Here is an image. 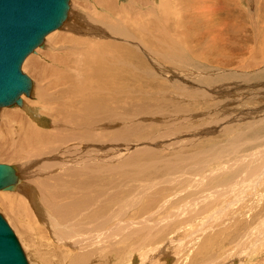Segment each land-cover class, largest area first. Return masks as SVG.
I'll use <instances>...</instances> for the list:
<instances>
[{
    "label": "bare ground",
    "instance_id": "1",
    "mask_svg": "<svg viewBox=\"0 0 264 264\" xmlns=\"http://www.w3.org/2000/svg\"><path fill=\"white\" fill-rule=\"evenodd\" d=\"M96 2H106L109 6H113L111 0H96ZM191 3L188 0H161L157 4L156 14H164L172 19H175L181 11L187 15L184 21H180L177 33L179 39H168V28L162 25L160 16L154 17L151 23L152 28L157 30L159 37L165 41L166 45L170 46V51L166 54L165 49V53L163 52L164 55L161 57L154 55L155 52L140 35L142 34L144 37L143 33H138L133 29L126 32L122 24L102 23L103 26H99V20L91 18L87 19L86 23L92 31L96 29L93 38L94 55L90 45L79 44V46L68 48L70 43L65 44L66 41L68 39L73 40L76 33L87 34L86 29L78 24L77 16L74 18L72 7L75 4H72L69 17L64 26L49 33L46 36L44 46L38 47L26 58L23 68L34 81L31 95L37 96L35 103L38 104H34L30 96L23 95V105L12 106L13 108L4 107L0 110L1 115L10 116L9 119L11 117L15 118L17 127H21L23 119L19 110L24 111L31 118H35L39 113L45 114L47 112V106L53 99V95L49 93V82L50 86L58 89L59 95H63L65 89L70 88L74 94L81 95L85 101L82 112H78L72 104L66 107V110L72 116L73 122L66 132H62L61 126L58 125L54 132L51 129L52 133L49 135L38 132L39 135L35 136L29 129L25 130L22 127L20 128L19 141L14 139L13 142L18 145V150L14 149L13 146V148L6 146V149H4L5 144L0 142V161L2 163L8 161V164L16 165L24 179V184L19 189L0 190V209L7 216L19 236L30 264H106L111 254L116 252L120 246L128 244H131L132 251L136 250L141 254L158 256L166 262L168 246L162 240V237L166 227L177 220L178 217L176 213H173L172 217L165 213L164 210L168 209V206L163 207L162 204L155 206L154 203L147 202V199L150 195H156L159 188L162 189V186H166L168 183H182L186 180H188V183L185 185V196L184 199L182 198L183 201L180 207L183 231V237L181 238L182 253L179 260L174 261V264H180L184 261L189 264H220L221 258L216 255V249L211 251V259L207 261H194L190 256L202 252L206 243L221 237L222 234L220 233L223 231L229 230V233H225L231 237L230 234L234 225H238L240 221V218L238 219L239 212L234 207L235 201L241 193L238 191L244 190V183L248 181H253L258 185L264 184V167L257 166L260 164L259 162H256L257 165H245L241 131L236 134L235 138H229L225 143L213 144L214 146L207 148L208 150L190 152H185L183 148L189 144L193 145L200 138L215 136L227 127H222L223 124L219 127L216 121L213 123L211 121L214 125L211 124L209 127L198 129L197 134L195 131L176 132L180 137L177 135L171 137L168 134L159 133L154 137L134 140L137 131L133 124L136 114L134 110L146 104L140 102L142 98L150 100L152 95V88L147 89L146 87L156 84L153 87L159 88L160 90L157 93L161 95L164 93L162 89L167 85L166 80L170 81L172 86H176L178 77L181 74H186L185 78L183 77L184 89L186 91L190 89L189 91L193 92L191 89V87L193 88L192 84L188 87L189 83L185 80H195L197 76H199L198 80L201 78L194 68H191L190 71L189 69L184 71L183 69L188 66V63H185L187 59L178 57L179 46H182L179 40L183 41L188 36L190 47L194 46L191 42V27H202V29L209 32V34L201 35L202 39L211 36L212 43L209 45V51H211L210 47H213L216 43L217 45H224L220 42L222 29L214 28L213 31L211 30L216 26L214 25L215 21L218 24L221 20L217 12L226 9L225 5L229 8V11L226 9L229 18L233 16L234 10L230 8V1L209 0L205 4ZM107 19L109 20L111 17ZM196 41L202 44L198 38H196ZM45 49L51 55L52 60L57 63L66 62L77 68L79 73L71 74L57 67H44L40 55L44 53ZM123 50H128V54H135L136 56L132 58V73L128 79L131 81L132 86L130 94L132 105L129 107H123L118 101L116 95L121 93V88H116L115 82L107 73L108 70L120 72V78L123 81L127 80L124 69L117 63L109 64L107 61L108 56H115ZM256 50L253 49L254 52ZM183 53L184 51L181 55ZM252 57L253 59L256 58ZM129 59L130 57L121 58V63H127ZM101 62L108 68L107 71L101 68ZM249 65L252 66V63H249ZM204 71L202 74L207 72ZM254 71L261 73L262 68ZM204 77H206V74H204ZM211 77L208 74L206 78L208 80ZM91 79L98 85L92 86ZM194 80H192V83ZM200 81L196 80L197 85L194 83L195 90H193L195 92L192 93L193 97L190 96V100L195 101L194 96L198 92L202 94L204 88H206L205 92L208 88H213V86H207V84H210L205 79L206 85H202L205 83L201 85L208 88L202 87L203 92L200 93L201 90L197 92L196 88L199 89V87L195 88V86L201 87V85H198ZM212 82L214 83L213 80ZM225 85L227 86V84ZM226 89L219 88L215 91L213 88L211 90H214L213 93L225 94ZM208 93L206 92L203 96ZM208 95L210 96V94ZM121 109L127 110L126 114H123L124 112L120 113L119 110ZM250 111L253 113L255 110ZM145 114L146 112L141 114L140 119L147 124L149 119ZM237 117L239 118V116ZM0 123L2 124L0 134H2L6 132L9 125L3 122ZM219 123L221 124V122ZM121 124L123 125L120 127ZM251 124L246 128L251 127L254 130L259 126L263 127L264 115ZM9 129L11 130V132L9 131L10 134L13 133L17 138V131L10 127ZM99 130L110 135L107 142L98 137L97 132ZM246 131L248 132V129ZM65 136H70L67 140H71L73 137L79 138L82 148L77 152L68 151L53 157L44 156L42 162L33 164H27L23 161L32 153L30 146L34 144L35 140L50 146L58 152V145ZM4 137L6 136L4 135ZM7 144L10 145L9 142ZM164 148L176 152V155L162 157H177L174 163H164L159 157L153 156L157 151L164 150ZM136 154H150L154 158L153 163L136 164L137 160H133ZM254 155L258 156V161L264 160V152L261 155L259 153ZM112 162L118 163L120 172L126 175L132 184L136 182V179H140L138 181L141 183L142 191H138L137 195H125V189L118 186L117 182H113V180H116L115 175L109 171V164ZM215 163H219V167L210 170L209 167L211 168V166L209 165ZM46 164L57 165L64 169L62 173L55 172L49 176V180L53 183L59 178H63L56 190L46 179H43V167ZM162 164L169 166L171 169V175L167 181L152 180L145 177V175L151 173L157 174L165 171L166 169ZM215 166L217 165L215 164ZM252 168L257 169L256 178L250 172ZM93 175H103L104 179L99 183ZM223 175L227 176V180L222 178ZM72 184L75 186L73 195L78 197V200L83 201L84 207L81 213L69 210L59 202V198L70 190L69 186ZM128 188L131 191L133 189ZM219 188L223 190L218 191ZM55 192L57 199L52 201ZM174 195L178 199L181 198L177 192H174ZM63 198L65 199L66 196L63 195ZM172 199H174L173 195L159 196L162 203ZM229 199H232L231 206L230 204L225 206V204L230 203L227 202ZM108 202L114 203L117 207L114 210H105L104 219L93 215L99 209L88 214L89 210H94L95 205ZM136 206L139 211L135 209ZM157 209L160 210V216L162 217L161 221L158 222L156 220L159 217L155 216ZM168 211L172 213L169 209ZM250 212H253V208L250 209ZM53 219H61L62 223L59 220L55 222ZM25 223L27 226L24 225ZM133 231H142L146 234L141 240H138ZM60 239H64L60 243L61 246L58 244ZM217 239L215 242L218 245L221 244ZM236 241L237 239H233L231 243L229 241V244H234ZM158 243L162 244L159 245ZM67 244L68 246H66ZM149 245H151L150 248ZM69 249L74 251L76 256L73 253L70 254ZM183 256H185L184 259ZM141 260L143 261L140 264H150V261L146 258H141ZM123 261L125 260L123 259ZM126 264L128 263L126 262Z\"/></svg>",
    "mask_w": 264,
    "mask_h": 264
},
{
    "label": "rangeland",
    "instance_id": "2",
    "mask_svg": "<svg viewBox=\"0 0 264 264\" xmlns=\"http://www.w3.org/2000/svg\"><path fill=\"white\" fill-rule=\"evenodd\" d=\"M111 1L113 3V6H109L106 2L97 3L96 0L71 1V5L75 4V6L72 7V10L74 11V18H76L77 16L78 24L82 25L86 29L87 34L76 33L73 40L68 39L66 41L65 44L70 43L68 45V48L79 46V44L90 45L92 47V53L94 55L95 46L93 44V38L95 37L96 29L92 31L86 23L87 19L91 18L94 20H99V26H103L102 23L113 25L122 24L125 27L126 32L133 29L138 33H143L144 37L142 34L140 35L155 52L154 55H156L157 57H161L162 55H164L163 52L165 53L166 51L167 54L170 51V46L166 45L165 41L159 37L158 31L152 28L151 23L154 17H161L160 21L162 25L167 27L169 31L168 39H177L180 21H184L185 17L187 16L183 11H181V13L175 19H172L170 16L164 14H156L157 4L160 3L161 0ZM188 1L195 4H205L206 1L209 2V0ZM229 1L231 6L229 7L231 9L233 8L234 10L233 16L229 18V14L227 13V10L229 11V8L225 5L227 10L221 9L217 12L221 20H219L218 24H216L217 21H215L214 25L216 26H214L211 30L213 31L214 28L222 29L220 42H222L224 45H217V43L215 42L216 44H214L213 47H210L211 51H209V45L212 43L211 36H208V38H201L202 34H209V32L206 29H202V27L192 26L195 27H191L190 30L191 42L194 46L190 47V39L188 36H186L185 40H179V43L182 44L183 47L181 45L179 46L178 53V57L185 60L187 59L185 63H188V66L183 70L187 71L189 69L190 71L191 68H194L195 71L200 74L201 81L203 80L202 82L200 81V79L198 80L197 78H199V76H197L195 80H185V82L189 83V85H187L188 87L192 84L193 88L191 87V89L193 92H195L194 83L196 84V80L198 82L200 81V84L198 83V85H201L202 83H205L202 85H206V82L211 78V82H207L210 85L207 84V86H213L215 91L219 88H227V92L225 94H219L216 92V94L213 93L214 90H211L213 89L212 87L210 89L207 86H195V88L199 87V89L196 88V90L197 92L201 90L200 93L203 92L201 89L202 87H207L208 90L206 92H209L208 94H210V96L208 94L203 96V94L206 93V88H204V92L202 94H199L198 92L197 95L194 96L196 98L195 101L190 100V96L193 97V92L189 91L190 89L186 91L183 84V77L186 74H181L178 77V84L176 83V86H172L170 84V81L166 80L167 85L162 89L164 93L161 95L157 93L160 89L153 87L156 84L146 87L147 89L152 88V95L150 97V100L146 98H142L140 100L141 103H146L145 105L147 107L144 105L134 110V113L137 114H135V121H133V124L137 128L135 136L136 138L134 140L138 141L146 139L147 137H154L159 133L165 135L168 134L171 137H175L176 135L178 136V132L195 131L197 134L198 129H203L206 126L209 127L214 121H216L219 124V127H221L220 125L223 124L222 127L225 126L227 128H222L223 130L219 131L215 136L203 137V139L200 138L201 140L199 139L198 141H196L197 143L194 142L193 145L189 144L188 146L183 148L185 152L194 150L200 151L205 149L208 150L207 148L214 146L213 144L225 143L229 140V138H235L236 134H239V132L241 131L243 138L245 165H257L256 162H259L261 165L259 164L257 166L264 167V160L258 161V156L254 155L255 153H259V155H261L264 152V125L263 127L259 126L254 130H252L251 127L246 128V126L252 125V122L258 121L259 118L264 115V0ZM109 17H111V19L108 20L107 18ZM68 33L70 34V32ZM196 38H198L202 42V44L197 43ZM253 49L257 50L254 52ZM193 50L195 51V53ZM183 51L184 53L181 55ZM43 52L44 53L40 55V59L44 63V67H57L71 74L79 73L77 68L70 66L66 62L57 63L52 60L51 55L47 53L46 49ZM252 56L256 58L253 59ZM128 57H130V59L127 63H121V58ZM133 57H136L135 54H128V50H123L121 53H118L115 56H108L107 58L109 64L117 63L122 69H124L125 74L127 75V80L125 81L120 78V72H111L104 66L103 62L100 63V66L102 69H104V71L108 70L107 73L115 82L116 88H121V93L119 95H116V97L123 107H129L132 105L130 99L132 86L131 81L128 79L130 78L132 73L131 65ZM249 63H252V66L249 65ZM258 68H262L261 73L254 71ZM204 70L208 73L206 72L202 74ZM25 72L27 73V71ZM204 74H206V77H208V74H210V77H212L208 78L207 80V78L204 77ZM205 79L206 82L204 81ZM192 80H194L195 82L193 81L192 83ZM212 80L214 81V83L212 82ZM90 83L92 86L98 85L92 79L90 80ZM48 84L49 93L53 95V99L47 106V112L45 114L39 113L35 118H31L24 111L19 110L23 116L21 127L16 126L15 118L11 117L9 119L10 116L6 117L0 114V122H3L4 124L7 123V125H9L6 128V132L0 134V142L2 144H5L4 149H6V146H13L14 149H19L18 145H15L13 142L14 139H16V141H19L21 135L20 128L22 127L25 130L29 129V131L33 132L35 136L39 135L38 132L46 133L47 135H49L52 133L51 129L54 132L56 130V126L58 125L61 126L62 132H66L68 127L73 124L72 116L68 113L66 107L72 104L77 108L78 112L83 111L85 101L81 95L74 94L70 90V88H66L65 93L63 95H59L58 89L50 86V82ZM225 84H227V86ZM30 98L32 99V101H34V104H38L35 103L37 101L36 95H31ZM250 110L255 111L252 113ZM119 111L120 113L124 112L123 114H126L125 112H127V110L123 109ZM145 112V116H147V118L149 119V122L147 124H145L140 119L141 114H144ZM237 116H239V118ZM216 122L215 124H217ZM219 122H221V124ZM1 125L2 124L0 123V128L2 127ZM122 125L123 124H121L120 127ZM9 127L17 131V138H15L13 133L10 134L11 130L9 129ZM247 129L248 132L246 131ZM1 135H3V137H1ZM4 135L6 137H4ZM97 135L99 138L103 139L104 142H107L110 138V135L102 130H99L97 132ZM69 137L70 136H65L60 142V144L58 145V152L54 151L50 146L41 143L38 140H35L34 144L30 146L32 153L28 155L27 158L23 159V161L27 164H33L35 162H42V158L44 156L53 157L58 154H64L68 151L77 152L78 150H80L82 148L81 140L77 137H73V139L67 140L69 139ZM8 142L10 143V145L7 144ZM250 145L252 146V148L250 147ZM168 155H176V152L164 148V150L162 149L161 151H157L153 156L159 157V159L164 163H174L177 160V157L162 158ZM134 156L135 157L133 158V160H137L136 164L153 163L154 158L150 154H136ZM4 162L9 163L8 161ZM0 163L2 162L0 161ZM131 163L133 164L132 161ZM215 164L217 166H215ZM215 164H210L209 166H211L212 169L208 166L209 169L213 170L214 167H219V163ZM162 166L166 169L165 171H161L157 174L151 173L145 175V177L152 180L157 179L159 181H167L171 175V169L169 166L163 164ZM109 169V171H111L115 175V178L117 180H113V182H117L118 186L125 189V195H137L138 191H142L141 183L138 181L140 179H136V182L132 184L128 180L127 176L120 172L118 163H110ZM256 170L257 169L255 168H252L250 170V172H252V175H254V178H256L257 176ZM43 171V179H46L56 190L57 187L61 184L63 178H59L55 183H53L49 180V176L55 172L62 173L64 169L57 165L46 164L43 167ZM93 176L99 183H101L104 179L103 175ZM222 178L227 180L226 175H223ZM187 183L188 180L182 183H168L166 186H162V189L159 188V191L156 195H150V197L147 199V202H152L155 206H159L161 204L163 205V207L168 206L167 208L172 213H170L168 209L164 210L165 213L169 214L171 217L173 216V213H176L178 217L177 220L173 221L169 226L166 227L162 237V240L168 246L167 261L164 262V260L158 256L141 254L136 250L132 251L131 244H128L126 246H120L116 252L111 254L106 264H126V262L128 264H140L143 261L141 260V258H146L150 261V264H174L175 260L178 261L179 256L182 253L181 238L183 237L180 207L185 196V185ZM69 187L70 190L63 194L66 196V198L64 199L62 195L59 198V202H61L65 208L81 213L83 211L82 208L84 207L83 201L78 200V197H75V195H73V190H75L74 184L70 185ZM128 187L133 188L132 191ZM221 190L223 189H218V191ZM174 192L180 194L181 198H176ZM238 192L241 193L239 194V198L237 199V201H235L234 207L239 212L240 216H238V219L240 218V221L238 222V225H234L233 230L230 234L231 237H229V235L227 234L229 233V230L223 231L224 233H220L222 234V236L217 237L219 239L216 238L221 242V244L218 245V243L215 242L216 239L208 243L205 242L206 246L204 247L203 251L194 256H190L191 259H194V261H207L211 259V251L213 249H216V255L221 258L220 264H264V184L258 185L253 181H248L247 183H244V190L241 189ZM160 195H173L174 199L167 200L162 203L159 200ZM56 199L57 197L55 192L52 201H55ZM121 199L123 200L122 197ZM227 202L230 203L225 204V206L229 204L231 206L232 199L227 200ZM116 207L117 206L111 202L99 203L94 206V210H89L88 214L94 213L99 209L93 215L104 219L106 212L105 210H114ZM251 208H253L252 213L250 212ZM135 209H138V207L136 206ZM232 209L230 210V212L232 211ZM0 212L2 213L1 209ZM3 215L11 225L7 216H5V214ZM160 215V210L157 209L155 216L159 218L158 220H156V222L161 221L162 217ZM53 220L55 222L59 220L62 223L61 219ZM24 225L27 226L26 223ZM11 227L13 228L12 225ZM133 234L136 235V239L141 240L146 232L144 233L142 231H133ZM17 237L19 239L18 235ZM229 238L232 239L230 240ZM228 239L230 243L231 241H233V239H237V241L234 244H229ZM62 241H64V239H60L58 241V244L60 245ZM158 244L161 245L162 243ZM66 246H68V244ZM148 247L150 248L151 245H149ZM69 251L70 254L73 253L74 256H76V253L74 251L70 249ZM184 257L185 256H183V259ZM123 259L125 261H123ZM180 264L189 263L187 261H184Z\"/></svg>",
    "mask_w": 264,
    "mask_h": 264
},
{
    "label": "water",
    "instance_id": "3",
    "mask_svg": "<svg viewBox=\"0 0 264 264\" xmlns=\"http://www.w3.org/2000/svg\"><path fill=\"white\" fill-rule=\"evenodd\" d=\"M71 0H0V110L21 106L31 96L33 79L23 70L26 58L61 29ZM24 179L16 165L0 163V190L19 189ZM0 264H30L9 222L0 212Z\"/></svg>",
    "mask_w": 264,
    "mask_h": 264
}]
</instances>
